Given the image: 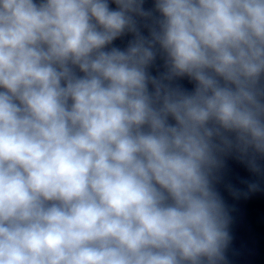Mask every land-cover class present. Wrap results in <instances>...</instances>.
I'll return each mask as SVG.
<instances>
[{
  "label": "clouds",
  "instance_id": "9594fccd",
  "mask_svg": "<svg viewBox=\"0 0 264 264\" xmlns=\"http://www.w3.org/2000/svg\"><path fill=\"white\" fill-rule=\"evenodd\" d=\"M230 159L264 191V0H0V264H226Z\"/></svg>",
  "mask_w": 264,
  "mask_h": 264
},
{
  "label": "water",
  "instance_id": "95a60500",
  "mask_svg": "<svg viewBox=\"0 0 264 264\" xmlns=\"http://www.w3.org/2000/svg\"><path fill=\"white\" fill-rule=\"evenodd\" d=\"M152 0H145V8H151ZM115 8V4H110ZM145 34H147L145 30ZM133 37L126 34L116 39L110 47L126 48ZM162 60L158 57L150 69L152 75L163 71ZM178 83L187 90H192L193 84L187 79ZM253 179L252 174L239 161L230 159L223 181L218 189L230 209L231 223L229 232L231 241L226 249V264H264V191L256 192L247 198L236 199L230 195L225 185L232 184L244 188L243 180Z\"/></svg>",
  "mask_w": 264,
  "mask_h": 264
}]
</instances>
